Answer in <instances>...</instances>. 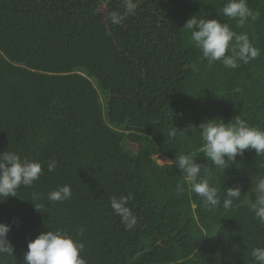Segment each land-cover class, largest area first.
<instances>
[{
  "label": "trees",
  "instance_id": "16d2710c",
  "mask_svg": "<svg viewBox=\"0 0 264 264\" xmlns=\"http://www.w3.org/2000/svg\"><path fill=\"white\" fill-rule=\"evenodd\" d=\"M131 2L129 14L127 0H0V152L43 167L31 187L0 203L14 246L0 264H23L28 241L56 229L83 243L86 264H253L251 250L264 247L249 193L251 178L264 175V156L246 150L216 168L198 129L210 119H242L264 131V0H247L259 15L243 27L223 15L227 0ZM193 16L247 33L260 55L236 69L209 64L184 28ZM189 153L218 188L220 206H204L186 184L179 190L183 174L155 158ZM62 185L70 199L49 202ZM237 186L240 199L224 209L226 187ZM129 193L132 229L110 206L112 196Z\"/></svg>",
  "mask_w": 264,
  "mask_h": 264
},
{
  "label": "clouds",
  "instance_id": "9594fccd",
  "mask_svg": "<svg viewBox=\"0 0 264 264\" xmlns=\"http://www.w3.org/2000/svg\"><path fill=\"white\" fill-rule=\"evenodd\" d=\"M135 9L136 5L127 0L128 13H134ZM222 13L230 19L237 20L239 27H243L250 20H256L259 15L248 7L247 0H227ZM121 20L122 16L119 13H111L112 23L119 24ZM184 28L190 30L191 41L209 64L222 60L226 68L236 69L240 62L248 64L260 55V50L250 41L247 33L237 34L229 24L221 23L217 19L193 16L186 22ZM198 129L204 142L203 154L216 168L228 169L236 164L237 157H242L246 150H254L256 156H264V131L250 126L245 120L236 119L235 123H225L221 119L219 122L217 119H210L199 124ZM176 130L175 127L171 130L172 137H175ZM179 131L182 135H188L189 129L185 127ZM194 156V153L181 154L176 155L173 160L165 161L174 165L183 174V183L177 185L179 190L183 191L186 184L190 194H197L204 206L214 209L221 205L218 188L211 186L206 176H200L202 165L196 162ZM56 167L57 161L47 162L48 172L55 171ZM204 171L207 172V168ZM42 173L40 161L21 157L12 151L0 152V198H2L0 203L5 202L8 197H16L17 190L22 186L31 187ZM241 193L239 186L226 187L223 208L231 209L233 202L240 199ZM249 193L255 195V200L251 204L254 218L264 224V175L251 178ZM71 195L70 185H62L50 191L47 200L55 204L70 199ZM41 198L40 193L34 192L30 200L37 211L42 205L36 201ZM132 199L131 193L110 198L114 214L121 218L127 229H132L137 223V217L128 206ZM10 230V224L0 223V256H14V246L8 239ZM79 234H83V229ZM83 248L82 242L75 240L62 229L41 232L35 239L28 241L23 264H86L81 256ZM250 255L253 264H264V247H254Z\"/></svg>",
  "mask_w": 264,
  "mask_h": 264
},
{
  "label": "rangeland",
  "instance_id": "374dc122",
  "mask_svg": "<svg viewBox=\"0 0 264 264\" xmlns=\"http://www.w3.org/2000/svg\"><path fill=\"white\" fill-rule=\"evenodd\" d=\"M126 145V142H125ZM128 146H130L131 144L128 142L127 143ZM155 158L157 160L158 163L162 164V163H169L168 161L165 160H169L167 157L163 156V155H155Z\"/></svg>",
  "mask_w": 264,
  "mask_h": 264
}]
</instances>
